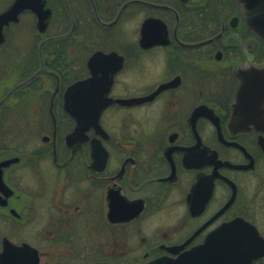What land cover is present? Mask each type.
<instances>
[{
	"label": "flooded vegetation",
	"instance_id": "1",
	"mask_svg": "<svg viewBox=\"0 0 264 264\" xmlns=\"http://www.w3.org/2000/svg\"><path fill=\"white\" fill-rule=\"evenodd\" d=\"M45 1L44 31L25 10L0 43L3 55L16 46L0 56V254L23 248L10 261L68 264L54 253L94 243L112 264L121 251L134 254L128 264H149L208 246L213 264H231L253 229L264 237L258 4ZM89 80L113 102L97 131L72 141L65 93ZM9 122L42 128L9 145Z\"/></svg>",
	"mask_w": 264,
	"mask_h": 264
},
{
	"label": "water",
	"instance_id": "2",
	"mask_svg": "<svg viewBox=\"0 0 264 264\" xmlns=\"http://www.w3.org/2000/svg\"><path fill=\"white\" fill-rule=\"evenodd\" d=\"M240 3L242 0H239ZM254 3L258 4L259 11L264 16V0H254ZM45 0H16L15 3L8 8L7 11L0 14V43L4 41V30L10 21H17L18 15L25 10H33L40 17L39 25L41 30H45L48 25V19L50 17V11H46ZM262 29L264 31V17L262 21ZM96 83L94 81L78 82L71 86L65 93V109L75 118L77 127L72 135L69 137L70 140L86 141V132L90 129L98 130L100 127V117L107 105L113 100L108 98V92H94L89 91L87 88L90 86L94 87ZM117 102L128 105L133 100H118ZM72 103V105H71ZM76 104V105H74ZM92 157L94 159L93 166L97 164V145L96 140L92 143ZM106 157V155H105ZM13 160L4 162L1 166L9 165ZM4 188L5 185L3 184ZM253 237L248 236L247 243L241 244V249L238 255L232 258L231 264H253L254 261L264 257V237L260 233L253 229ZM13 246L12 244H9ZM208 246L200 247L198 249L186 252L179 256L177 259L171 258H160L149 264H213L212 254L207 251ZM23 248H14L12 251L5 250L4 254H0V264H25L21 260L15 262L10 261L9 256L14 252L21 254ZM26 254L25 250L23 251ZM38 258L33 264H38Z\"/></svg>",
	"mask_w": 264,
	"mask_h": 264
},
{
	"label": "rangeland",
	"instance_id": "3",
	"mask_svg": "<svg viewBox=\"0 0 264 264\" xmlns=\"http://www.w3.org/2000/svg\"><path fill=\"white\" fill-rule=\"evenodd\" d=\"M7 1L8 0H0V12H2L6 8V6L8 5L10 0L8 2ZM3 49H5V48H3ZM15 49H16V46L13 45L12 50L10 52H8V54H6L4 51V55L5 56H16ZM4 55L2 54V47L0 46V56H4ZM33 128H38L35 130V131H38L39 129L42 128V125H35V124L33 125V122L19 123V124L9 122L6 125L7 142L9 143L11 141V139L15 140V137L12 138V136H14V134H15V136H16V134H21L24 142L26 143L27 140H29L28 138L30 137V134L35 132V131H33ZM10 144L11 143H9V145ZM263 202H264V199H263ZM263 206H264V203H263ZM257 219H258L257 222L259 223V225L261 226V228L264 231V212H263V215L258 217ZM2 233H4V230L2 229V227H0V235ZM23 236L27 237V238H32V236L26 232H24ZM93 239L94 238H89V240H93ZM76 244H80V243L76 242ZM95 247L96 246L94 243H88L87 244V250L83 251V252L77 251V252H75L76 254H72V253H69L67 251H64V252L62 251V252H57L54 254H55V256L61 255L60 257L66 259L65 261L68 264H112L115 256L111 255L110 252H107V251H105L104 253L99 252L98 250H96ZM137 247H138V244H136V248ZM129 254H130V256H134V254L132 252H130ZM129 254L127 252L121 251L120 257L118 256L119 264H128ZM139 255L142 257L143 253L139 252ZM125 256H127V257H125ZM44 260H47V258H45ZM43 264H45V262ZM60 264H64V263L61 262ZM132 264H138V263H132ZM258 264H264V259L261 260Z\"/></svg>",
	"mask_w": 264,
	"mask_h": 264
}]
</instances>
